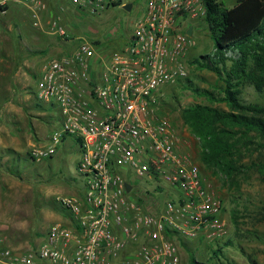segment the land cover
Masks as SVG:
<instances>
[{"label": "built area", "instance_id": "built-area-1", "mask_svg": "<svg viewBox=\"0 0 264 264\" xmlns=\"http://www.w3.org/2000/svg\"><path fill=\"white\" fill-rule=\"evenodd\" d=\"M63 1L89 14L135 1L142 10L121 49L102 53L79 36L74 49L40 64L36 100L59 114L30 156L50 158L74 137L84 194L58 197L69 220L53 223L34 246L23 250L0 238V264H181V238L213 242L229 233L220 195L161 111L171 88L188 76L194 22L206 16L205 0ZM9 3L26 6L35 27L49 11V0L0 1ZM46 27L66 42L75 39L57 17ZM134 178L148 182L145 198L131 196ZM163 182L175 196L150 209L147 200L163 191Z\"/></svg>", "mask_w": 264, "mask_h": 264}, {"label": "rangeland", "instance_id": "rangeland-1", "mask_svg": "<svg viewBox=\"0 0 264 264\" xmlns=\"http://www.w3.org/2000/svg\"><path fill=\"white\" fill-rule=\"evenodd\" d=\"M222 1L228 7L236 3V0ZM13 5L15 7L12 6L11 11L5 17L11 22V29L3 31L7 39L0 43V48L8 50L16 62L24 63L26 59H32L36 55L29 53V48L35 45L33 41L35 33L28 30V26L34 25V18L26 6L18 3ZM15 8L29 11L30 19H21ZM141 10L142 5L139 1L134 2L131 11L117 6L100 14H89L73 5H68L65 10L60 11L51 10L49 7V11L43 14L42 24L44 23L46 27L49 18L57 17L75 39L66 42L56 34L49 33L46 41L51 40L52 43L50 42L47 52L36 55L37 61L46 57L43 59L44 62L74 49L78 44L79 36L89 38L102 50V53H111L121 49L130 42L131 33ZM192 39L195 45L187 56L189 71L187 77L199 86L214 88V84L219 80L217 75L213 71L190 63L195 56L209 53L214 49L208 24L204 20L194 22ZM46 41L41 42L40 45H48L45 44ZM31 85L33 89L30 95L23 92L17 97L28 95L31 103H36L35 93L39 89L38 80L31 79ZM243 98L245 101L264 105V91H257L253 85L247 84L244 87ZM196 102L208 103L204 97L196 95L191 88L186 86L185 82L176 83L167 95L161 111L176 126L178 132L187 138V144H191L194 159L201 167L202 176L220 195L223 202V216L228 223L229 233L224 239L213 242L180 239L181 264L189 263L188 248L193 250L196 258L205 264H229L230 261L236 264H264V176L261 177L260 173L250 166L252 161L264 160V149L257 147L245 153L242 162L246 164V167L234 180H227L222 175L215 174L212 169H208L201 162L198 140L182 118L183 108ZM217 105L226 107L223 103ZM35 112L45 114L40 117L43 120V130L46 134L52 133L59 111L45 105V107L35 108ZM23 120V129L31 133L34 141L30 142L25 138L17 141L23 148L20 151L15 150L14 147L0 150L2 154L0 158V224L7 225L6 228H0V232L8 235L6 236L9 239L6 238L8 242L10 239L15 241L14 239L17 238L11 246L26 250L37 244L35 240H42L45 235L40 236L39 230L50 223V218L46 217L43 211L47 210L51 214L55 210L58 217L61 213L57 209H61L58 196L49 191H54L55 188L50 187L64 183L67 185L65 195L71 196L75 192L83 195L84 183L75 166L78 152L74 137H66L52 158L34 161L29 155L34 145L32 143L39 144L43 140H40L35 129L28 128L26 117ZM132 180L136 188L131 196L145 198L146 190L149 189L148 182L141 178ZM163 188V191L155 195V199L147 200V207L161 208L167 199L175 196V192L168 183L163 182ZM60 216L63 215L60 214ZM183 240L188 245L183 244ZM219 246L223 247L220 258L214 254V249Z\"/></svg>", "mask_w": 264, "mask_h": 264}, {"label": "trees", "instance_id": "trees-1", "mask_svg": "<svg viewBox=\"0 0 264 264\" xmlns=\"http://www.w3.org/2000/svg\"><path fill=\"white\" fill-rule=\"evenodd\" d=\"M205 4L203 20L208 24L214 49L195 56L190 63L213 71L219 80L214 88L199 86L190 77L180 80L208 101L184 107L182 118L198 140L203 165L234 180L246 167L242 162L245 153L257 147L264 149V105L243 98L247 84L264 91V0H236L231 7L222 0H205ZM30 127L34 129L31 122ZM250 166L264 176V160L252 161ZM188 249V264H205ZM222 252V246L214 249L218 258Z\"/></svg>", "mask_w": 264, "mask_h": 264}, {"label": "crops", "instance_id": "crops-1", "mask_svg": "<svg viewBox=\"0 0 264 264\" xmlns=\"http://www.w3.org/2000/svg\"><path fill=\"white\" fill-rule=\"evenodd\" d=\"M1 1V0H0ZM14 3H9L8 5H2L3 8H0V43L3 42L5 39H7V35H4L3 31L10 30L11 29V22L7 19H5L6 14L10 12L11 7L14 6ZM68 5H72L67 1L63 0H49V7L51 10H65V8ZM15 7V6H14ZM16 12L19 14L21 19H30V12L26 11L24 9L18 10L15 8ZM29 10V9H28ZM4 16V17H3ZM10 22V24H9ZM44 24V23H43ZM41 27H35L34 25L28 26V30L35 33L33 36L34 44L33 47L29 48L30 54H38L42 52H47L49 49V44L52 43L51 40L46 41L47 35L52 32L48 31L45 27V24ZM34 29H36L34 31ZM39 29H41L43 32H41ZM54 35V33H53ZM46 41L45 44L48 45H40L41 42ZM51 42V43H50ZM2 45V44H1ZM0 150H5V148H13L17 151L22 150V146L18 144L17 141L22 140L25 138L26 140H29L30 142L34 141L33 136L31 133H28L25 131L24 128V118L26 117V123L29 129L30 122L34 126V129L38 133V136L40 140H43L42 142H45L50 134H46L43 130L42 126V119L40 117H43L45 114L43 113H37L35 112V108H39V103L36 100V103H31V98H29L28 95L32 93V85H31V79L38 80V72L40 64L43 62V59L46 57H43L42 59L37 61V56L35 55L32 59H26L24 63L16 62L10 52L6 50L5 48H0ZM29 93L28 95H19V93ZM43 107L45 105L41 104ZM41 109V108H40ZM17 142V143H16ZM41 142V143H42ZM74 143L76 145V149L78 152V157L75 161V166L77 164V161L80 157V146L77 140H74ZM36 144V143H32ZM184 151H186L191 159L195 161L194 154L192 151L191 144L188 143L184 147ZM2 154L0 153V156ZM197 163V162H196ZM73 180H76V178H73ZM55 190H49L50 193L56 194L58 197L62 196H69L65 195V192L67 190V185L64 183H61L60 185H53ZM62 189V190H61ZM78 194L77 192L73 193V195ZM60 204V203H59ZM60 208H57L61 213L58 217V214L52 212L49 214V212L43 211L46 217H49L50 223L46 227H41L42 230H39L40 236L42 234H45L49 227L55 223V222H66L69 220V213L66 211L61 205ZM45 215L43 217H45ZM42 217V218H43ZM58 217V218H57ZM62 217V218H61ZM7 225L0 224V228H6ZM5 236H4V235ZM4 232H0V238L4 240L6 245H13V243L16 242L15 238L13 240L10 239V243L7 241V237ZM7 238V239H6ZM9 240V239H8ZM36 243L40 241V239L35 240ZM22 245V244H21ZM15 247V246H13ZM18 248V247H17Z\"/></svg>", "mask_w": 264, "mask_h": 264}, {"label": "water", "instance_id": "water-1", "mask_svg": "<svg viewBox=\"0 0 264 264\" xmlns=\"http://www.w3.org/2000/svg\"><path fill=\"white\" fill-rule=\"evenodd\" d=\"M133 8V3L132 2H129L127 4L124 5V9L127 10V11H131ZM188 33L190 35L193 34V26H190L189 29H188ZM131 188V185L129 183H127V189L130 190Z\"/></svg>", "mask_w": 264, "mask_h": 264}]
</instances>
